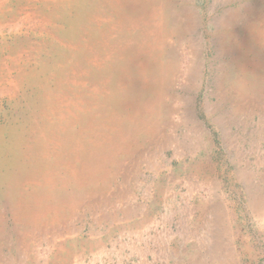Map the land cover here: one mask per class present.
I'll list each match as a JSON object with an SVG mask.
<instances>
[{"label":"rangeland","instance_id":"rangeland-1","mask_svg":"<svg viewBox=\"0 0 264 264\" xmlns=\"http://www.w3.org/2000/svg\"><path fill=\"white\" fill-rule=\"evenodd\" d=\"M261 194L264 0H0V264H264Z\"/></svg>","mask_w":264,"mask_h":264},{"label":"bare ground","instance_id":"bare-ground-1","mask_svg":"<svg viewBox=\"0 0 264 264\" xmlns=\"http://www.w3.org/2000/svg\"><path fill=\"white\" fill-rule=\"evenodd\" d=\"M263 91V90H262ZM250 99V98H249ZM244 100V99H243ZM148 112L150 113L151 112V107H149L148 106ZM119 131V130H118ZM79 152H81V151H79ZM71 155V154H70ZM78 155H79V153H78ZM97 167H99V165L97 166ZM96 167V168H97ZM81 169V168H80ZM82 176H83V174H82ZM89 176H92V177H94L95 176V173L94 172H91L90 174H89ZM48 178V177H47ZM84 178V180H87L88 179V177L87 176H84L83 177ZM53 180V179H52ZM55 180V179H54ZM84 180L82 179V182L79 184L80 186H84L82 183H85L84 182ZM48 181V180H47ZM109 182H110V180H109ZM51 185V184H50ZM57 186V185H56ZM69 189V188H68ZM85 189V188H84ZM55 190V189H54ZM85 190H87V189H85ZM95 191V190H94ZM85 192V191H84ZM87 192V191H86ZM86 192L85 193H83V194H81V196L80 197H78V195H77V197H78V199L79 198H81V203H80V205H82V206H84V207H86L87 206V204L88 203H86V201L89 199V195H92L91 193H89V195L87 196L86 195ZM64 194V193H63ZM124 195V194H123ZM63 196V195H62ZM76 197V195H74L73 197H71V199H72V201H73V205L71 206V210H74L76 207H77V201H76V199L77 198H75ZM104 197H106V196H104ZM128 197V196H127ZM83 198V199H82ZM121 198V197H120ZM119 198V199H120ZM125 198V197H124ZM57 199V198H56ZM92 199H93V197H92ZM104 199V198H103ZM106 199V198H105ZM254 199L256 200V201H254V200H252V202H253V205H254V208L258 211V213H259V216L261 217V219L262 220H264V195H262L261 194V196L260 197H254ZM59 200V199H58ZM124 201H125V199H124ZM79 202V201H78ZM94 202V201H93ZM92 202V203H93ZM42 203V202H41ZM40 203V204H41ZM91 203V202H90ZM51 204H53V203H51ZM129 205V204H128ZM99 206V204L98 205H96V207H98ZM114 206V205H113ZM116 208V207H115ZM114 208V209H115ZM94 209H95V207H94ZM45 210V209H44ZM91 210V209H90ZM93 211V210H92ZM95 211V210H94ZM97 211V210H96ZM40 212V211H39ZM37 213V212H36ZM132 213H133V211H132ZM121 214V213H120ZM36 216H41V215H38V214H36ZM43 216H45V214L43 213ZM126 216V215H125ZM118 219V218H117ZM151 220V219H150ZM42 221V220H41ZM157 221V220H156ZM37 222V221H36ZM68 222V221H67ZM170 222H172L171 220H170ZM151 226L152 225H155L156 224V222H155V220L154 221H152L151 223ZM149 224V225H150ZM41 225V224H40ZM107 226V225H106ZM153 227V226H152ZM151 227V228H152ZM145 228V227H144ZM150 228V227H149ZM68 229V228H67ZM66 229V232H59V233H57V232H54V231H52V234H53V241H52V243H54V244H56L57 243V241H58V238H60V237H66V240L68 239V234L70 235V234H73V233H75L74 232V230H73V227H69V229L67 230ZM41 230H43V229H41ZM45 230V229H44ZM47 230V229H46ZM148 230V229H147ZM43 232V231H42ZM172 233V232H171ZM37 234V233H36ZM127 234V233H126ZM143 234V233H142ZM42 236V235H41ZM50 236V235H49ZM148 236V235H147ZM51 237V236H50ZM145 237V236H144ZM190 237V236H189ZM154 238V237H153ZM161 238H163V237H161ZM129 240V239H128ZM151 240V239H150ZM154 240V239H153ZM159 240H160V238H159ZM37 241V240H36ZM145 241V240H144ZM48 243V242H47ZM157 243V242H156ZM163 243V242H162ZM216 245H215V249L217 248H219V250L221 249V246H223V243H221V242H219V239H216ZM155 245V244H154ZM175 245V244H174ZM147 246V245H146ZM162 246V245H161ZM164 246V245H163ZM225 246V245H224ZM223 246V247H224ZM205 247V246H204ZM209 247V246H208ZM207 247V248H208ZM225 247H227L228 248V245H226ZM151 248V247H150ZM158 248V247H157ZM231 248V251H232V253H230L229 254V256L232 258V259H235L236 260V258H237V255H238V253H237V249L235 248V246H233V244L231 243V242H229V249ZM164 249V248H163ZM174 249V248H173ZM101 250H102V248H101ZM152 250V249H151ZM150 250V251H151ZM157 250H159V249H157ZM223 250V249H222ZM41 251V250H40ZM221 251V250H220ZM220 251H219V253H220ZM45 252V251H44ZM47 252V251H46ZM70 252V251H69ZM104 252H105V250H104ZM162 252V251H161ZM177 252V251H176ZM42 253V252H41ZM70 253H72V252H70ZM46 254V253H45ZM102 254V253H101ZM101 254L98 256L99 258L98 259H101ZM155 254V253H154ZM178 254V253H177ZM221 254V253H220ZM83 255V254H82ZM157 255H158V253H157ZM103 256V255H102ZM161 256V255H160ZM177 256V255H176ZM39 257V256H38ZM37 257V258H38ZM84 257H85V255H84ZM213 258V257H212ZM40 259V258H39ZM46 259V258H45ZM156 259V258H155ZM44 260V259H43ZM102 260V259H101ZM212 260V259H211ZM156 261H158V260H156ZM218 261V262H217ZM51 263V262H50ZM191 264V263H190ZM214 264H227V261L224 259V258H222V257H220L219 255L215 258V261H214Z\"/></svg>","mask_w":264,"mask_h":264}]
</instances>
